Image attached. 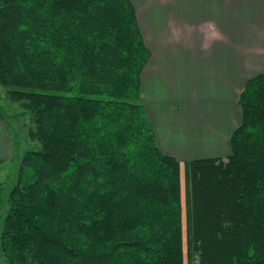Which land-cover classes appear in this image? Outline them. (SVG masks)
<instances>
[{
  "label": "trees",
  "instance_id": "16d2710c",
  "mask_svg": "<svg viewBox=\"0 0 264 264\" xmlns=\"http://www.w3.org/2000/svg\"><path fill=\"white\" fill-rule=\"evenodd\" d=\"M150 58L132 0H0V87L40 143L9 194L6 264H264V73L231 153L184 162L183 199L141 99Z\"/></svg>",
  "mask_w": 264,
  "mask_h": 264
},
{
  "label": "crops",
  "instance_id": "0c3cea01",
  "mask_svg": "<svg viewBox=\"0 0 264 264\" xmlns=\"http://www.w3.org/2000/svg\"><path fill=\"white\" fill-rule=\"evenodd\" d=\"M132 1L151 51L141 99L159 147L181 162L229 155L239 94L264 73V0ZM12 148L0 116V165Z\"/></svg>",
  "mask_w": 264,
  "mask_h": 264
},
{
  "label": "rangeland",
  "instance_id": "374dc122",
  "mask_svg": "<svg viewBox=\"0 0 264 264\" xmlns=\"http://www.w3.org/2000/svg\"><path fill=\"white\" fill-rule=\"evenodd\" d=\"M0 115L6 124L12 140V157L6 163L0 165V243L1 231L3 222L9 211V194L11 189L16 185L19 177V168L23 154L32 149H39L40 143L33 142L27 137V124L30 122V117L21 107L20 103L11 102L5 97V89L0 87ZM182 160V183H183V199L185 197V180L184 171L185 165ZM33 175L31 170H27L23 181L24 183L32 182L29 175ZM186 216V209L184 207ZM1 264H6L4 253L0 247Z\"/></svg>",
  "mask_w": 264,
  "mask_h": 264
}]
</instances>
